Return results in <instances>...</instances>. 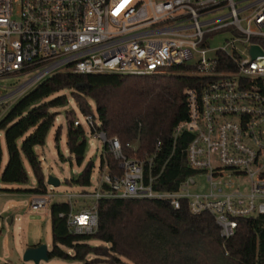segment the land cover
I'll return each instance as SVG.
<instances>
[{
	"label": "built area",
	"instance_id": "built-area-1",
	"mask_svg": "<svg viewBox=\"0 0 264 264\" xmlns=\"http://www.w3.org/2000/svg\"><path fill=\"white\" fill-rule=\"evenodd\" d=\"M221 32L231 37L210 48ZM252 46L264 53V0H0V83L28 74L39 82L62 70L142 76L179 67L203 78L184 90L189 118L174 131L191 135L185 160L194 171L176 190L153 187L164 167L154 170L159 142L152 155L128 156L117 136L97 129L93 113L83 115L85 127L119 172L104 161L94 184L33 194L30 207L67 201L69 230L93 234L100 199H158L176 209L186 202L192 214H210L225 239L238 219L264 214V62L252 58ZM73 123L83 127L79 118ZM77 199L88 202L76 208Z\"/></svg>",
	"mask_w": 264,
	"mask_h": 264
},
{
	"label": "trees",
	"instance_id": "trees-1",
	"mask_svg": "<svg viewBox=\"0 0 264 264\" xmlns=\"http://www.w3.org/2000/svg\"><path fill=\"white\" fill-rule=\"evenodd\" d=\"M183 67L166 74L123 75L116 73H75L62 70L40 80L22 93L0 117V183L28 182L29 173L36 185L25 192L42 194L47 190L39 155L57 118L55 108L65 105L69 91L82 115L95 113L108 137L117 136L128 156L144 158L159 150L154 158L156 190L174 191L194 173L186 165L185 151L191 135L175 128L189 118L184 90L198 88L203 78L185 73ZM93 103L94 107L90 104ZM67 121L66 146L69 158L77 165L86 153L85 128ZM61 127L54 133L58 144ZM130 144L132 147H127ZM6 161L4 162V149ZM101 157L111 173L119 172L118 163L105 152ZM94 163L89 160L68 185H91ZM1 190V188H0ZM67 201L55 200L49 207L51 249L48 259L61 258L73 264H94L85 256L112 252V264H264V214L238 219L234 234L225 239L214 218L207 212L192 214L186 202L176 209L158 199L106 198L98 202V228L93 234L71 232L66 215ZM61 214H63L61 216ZM97 240L100 247L89 244Z\"/></svg>",
	"mask_w": 264,
	"mask_h": 264
},
{
	"label": "rangeland",
	"instance_id": "rangeland-1",
	"mask_svg": "<svg viewBox=\"0 0 264 264\" xmlns=\"http://www.w3.org/2000/svg\"><path fill=\"white\" fill-rule=\"evenodd\" d=\"M231 37L229 32H221L209 40V46L212 49L222 46L224 40ZM28 75H19L10 77L1 81L0 95L13 91L10 98L0 101V116L22 93L35 86L38 81L30 79ZM56 96L65 95L68 99L67 103L61 107H57L54 111L57 118L54 125L50 129L45 144L35 148L39 155L42 170L44 173V181L48 190H54L58 193L78 192L81 187L77 185H68L65 179L75 177L87 163L91 160L94 168L91 176V184L96 182L99 174V166L103 151L101 141L94 139L91 133L85 127L83 115L79 113L75 101L70 97L69 91H61ZM92 107L93 103L90 101ZM79 118L85 128L86 137V153L84 161L79 166L74 158H69V152L66 146V127L67 121ZM61 127V135L58 144L55 142L54 133L57 127ZM4 162L6 161V152H4ZM29 170V179L25 184L20 183H0V264H35L33 260H24L26 249L31 246L46 245L47 250L51 249V228L49 208L32 209L30 200L33 194L25 192L24 189L34 187L35 178L27 162H25ZM58 179L59 184L52 186L47 183L49 177ZM204 182V181H203ZM235 183L241 184L245 189L248 182L244 177H237ZM88 201L77 199L74 202L76 208H80ZM89 244L100 247L103 244L97 240H90ZM112 254V252H111ZM108 251L101 255L90 253L85 256L86 259L96 261L94 264H112V255ZM120 261L132 264L124 257H119ZM74 261L64 260L61 258L41 259L38 264H73Z\"/></svg>",
	"mask_w": 264,
	"mask_h": 264
},
{
	"label": "water",
	"instance_id": "water-1",
	"mask_svg": "<svg viewBox=\"0 0 264 264\" xmlns=\"http://www.w3.org/2000/svg\"><path fill=\"white\" fill-rule=\"evenodd\" d=\"M252 58H256L257 56H262L259 61L264 62V53L258 46H252L250 49ZM48 184L52 186H57L59 184L58 179L54 177H49ZM48 251L46 245H38V246H31L26 249L24 253V260H33L35 264H38L41 259L47 260L48 259Z\"/></svg>",
	"mask_w": 264,
	"mask_h": 264
},
{
	"label": "crops",
	"instance_id": "crops-1",
	"mask_svg": "<svg viewBox=\"0 0 264 264\" xmlns=\"http://www.w3.org/2000/svg\"><path fill=\"white\" fill-rule=\"evenodd\" d=\"M3 149H4V152H6L4 147H3ZM4 154H5V153H4ZM28 171H29V170H28ZM35 185H36V184H35ZM31 194H33V193H31Z\"/></svg>",
	"mask_w": 264,
	"mask_h": 264
}]
</instances>
